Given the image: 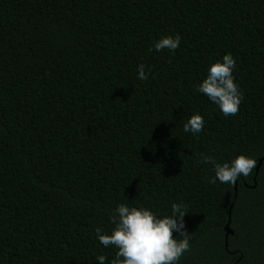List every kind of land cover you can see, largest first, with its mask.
Returning <instances> with one entry per match:
<instances>
[{
    "label": "trees",
    "instance_id": "1",
    "mask_svg": "<svg viewBox=\"0 0 264 264\" xmlns=\"http://www.w3.org/2000/svg\"><path fill=\"white\" fill-rule=\"evenodd\" d=\"M167 35L179 47L156 51ZM229 53L242 100L226 117L197 85ZM197 153L264 155V0H0V264H110L95 229L119 204L174 202L177 264H264V158L234 193Z\"/></svg>",
    "mask_w": 264,
    "mask_h": 264
},
{
    "label": "clouds",
    "instance_id": "2",
    "mask_svg": "<svg viewBox=\"0 0 264 264\" xmlns=\"http://www.w3.org/2000/svg\"><path fill=\"white\" fill-rule=\"evenodd\" d=\"M179 35L161 37L155 44L156 51L176 50L180 45ZM150 51L152 49H149ZM234 57L229 53L221 61L210 64L206 78L197 85V91L217 105L224 116L236 115L242 100V93L234 82ZM145 65H138L137 78H148ZM204 119L200 114L191 115L183 124L185 133L197 135L204 129ZM198 163L211 164L214 178L209 183L235 185L241 176H250L257 166V160L245 155H237L230 162L218 163L211 156L197 153ZM187 209L183 203L171 204V215L158 217L146 208L129 207L119 204L110 217L113 225L110 234L98 227L96 238L104 246L116 249L110 264H177L190 248L188 230L184 221ZM174 233L177 235L174 236ZM179 236L177 240L175 237ZM99 264H105L106 257L97 256Z\"/></svg>",
    "mask_w": 264,
    "mask_h": 264
},
{
    "label": "water",
    "instance_id": "3",
    "mask_svg": "<svg viewBox=\"0 0 264 264\" xmlns=\"http://www.w3.org/2000/svg\"><path fill=\"white\" fill-rule=\"evenodd\" d=\"M263 158H264V155H263L262 157H260L259 159H257V166H256V168L254 169V170H255V171H254V176H255L256 171H257V168H258V166H259V164H260V162H261V160H262ZM254 176H253V178H252V181H253L252 187H253L254 184H255V182H254ZM234 193H235V185H234ZM234 196H235V195H233V199H234ZM230 206H231V204L228 206L227 221H226L225 225L223 226V230H224V246H225V244H226V237H227V235H230V234L232 233L231 229L229 228V218H230V216H229V209H230Z\"/></svg>",
    "mask_w": 264,
    "mask_h": 264
}]
</instances>
